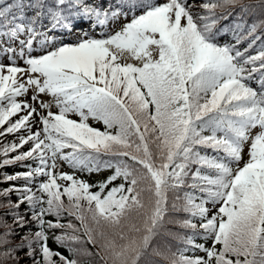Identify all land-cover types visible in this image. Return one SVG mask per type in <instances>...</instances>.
<instances>
[{"label":"snow or ice","instance_id":"snow-or-ice-1","mask_svg":"<svg viewBox=\"0 0 264 264\" xmlns=\"http://www.w3.org/2000/svg\"><path fill=\"white\" fill-rule=\"evenodd\" d=\"M81 257L264 264V0H0V264Z\"/></svg>","mask_w":264,"mask_h":264},{"label":"trees","instance_id":"trees-1","mask_svg":"<svg viewBox=\"0 0 264 264\" xmlns=\"http://www.w3.org/2000/svg\"><path fill=\"white\" fill-rule=\"evenodd\" d=\"M14 170H16V168H15V169H13V168H8V169H7V171H9V172H12V171H14ZM109 175H111V172H110V171H107V175H106V177L109 176ZM106 177H105V178H106ZM92 190H93V191H96L97 189L93 188ZM65 202H66V200H65ZM65 222H66V221H65ZM74 222H75V221H74ZM56 234H59V230H57V233H56ZM49 235H50V237L52 236L51 233H50ZM48 243H49V246H50L52 249H54V250H56V251H59V252H62L65 256H68V255H69V252L66 251L64 247H58L57 244L55 243V241H54L53 239L50 238L49 241H48ZM80 247H87V248L91 249L92 251H95V249H93L92 246H91L90 244H87V245H80ZM80 259H81V261H82V264H89V261H88V258H87V257H81Z\"/></svg>","mask_w":264,"mask_h":264},{"label":"rangeland","instance_id":"rangeland-1","mask_svg":"<svg viewBox=\"0 0 264 264\" xmlns=\"http://www.w3.org/2000/svg\"><path fill=\"white\" fill-rule=\"evenodd\" d=\"M105 31H107V29H106ZM125 58H126L127 62H129V61L132 62V63H135V62H136V61L134 60V58L128 56L127 53H125ZM20 63H21V66H23L22 61H21ZM45 99H48V97H45ZM52 110H53V111H56L55 108H53ZM71 117H73V115H71ZM71 117H70V118H71ZM73 119H75V118L73 117ZM245 158H247V148H245ZM57 171L65 172V168H64V167H59V168L57 169ZM82 179H83V178H82Z\"/></svg>","mask_w":264,"mask_h":264}]
</instances>
